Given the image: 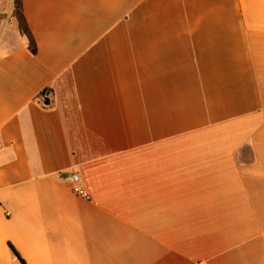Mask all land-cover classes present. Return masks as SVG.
<instances>
[{"label": "crops", "instance_id": "0c3cea01", "mask_svg": "<svg viewBox=\"0 0 264 264\" xmlns=\"http://www.w3.org/2000/svg\"><path fill=\"white\" fill-rule=\"evenodd\" d=\"M0 264H264V0H0Z\"/></svg>", "mask_w": 264, "mask_h": 264}, {"label": "trees", "instance_id": "16d2710c", "mask_svg": "<svg viewBox=\"0 0 264 264\" xmlns=\"http://www.w3.org/2000/svg\"><path fill=\"white\" fill-rule=\"evenodd\" d=\"M11 246V249L13 250L14 254L20 259L22 260L20 254L17 252V250L14 248V246L10 245ZM23 261V260H22Z\"/></svg>", "mask_w": 264, "mask_h": 264}, {"label": "built area", "instance_id": "2783aa9c", "mask_svg": "<svg viewBox=\"0 0 264 264\" xmlns=\"http://www.w3.org/2000/svg\"><path fill=\"white\" fill-rule=\"evenodd\" d=\"M72 181L75 183V182H78L79 181V176L77 174H73L72 176Z\"/></svg>", "mask_w": 264, "mask_h": 264}]
</instances>
